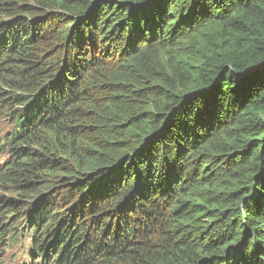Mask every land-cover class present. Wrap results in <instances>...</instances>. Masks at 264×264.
<instances>
[{"label": "trees", "instance_id": "16d2710c", "mask_svg": "<svg viewBox=\"0 0 264 264\" xmlns=\"http://www.w3.org/2000/svg\"><path fill=\"white\" fill-rule=\"evenodd\" d=\"M0 13V233L26 210L32 264H264V0Z\"/></svg>", "mask_w": 264, "mask_h": 264}, {"label": "rangeland", "instance_id": "374dc122", "mask_svg": "<svg viewBox=\"0 0 264 264\" xmlns=\"http://www.w3.org/2000/svg\"><path fill=\"white\" fill-rule=\"evenodd\" d=\"M0 2H3V0H0ZM1 80L0 76V84ZM4 87L7 86L4 85ZM14 109L10 106L0 107V137L6 132L12 131L15 127ZM45 133L46 131H44ZM15 190L10 184L0 186V197L18 200L20 198ZM25 215L26 210L19 212L18 216L21 219L15 220L14 217H11L7 221L3 233H0V264H32L31 260L35 261V258L38 257V255H29L28 249L30 245L35 244L34 238H38L40 234L38 230L34 231V229L29 228L30 223ZM6 228H9V230H6ZM39 261L40 258L38 257Z\"/></svg>", "mask_w": 264, "mask_h": 264}, {"label": "bare ground", "instance_id": "6f19581e", "mask_svg": "<svg viewBox=\"0 0 264 264\" xmlns=\"http://www.w3.org/2000/svg\"><path fill=\"white\" fill-rule=\"evenodd\" d=\"M13 130V129H12ZM9 132V131H8ZM8 132H6V133H8ZM5 133V134H6ZM5 134H3V136L2 137H0V140L2 139L3 140V137H4V135ZM2 144H3V142H2ZM6 156V157H5ZM9 160V154L8 153H2L1 151H0V166H2L4 163H6L7 161ZM1 186V185H0Z\"/></svg>", "mask_w": 264, "mask_h": 264}]
</instances>
